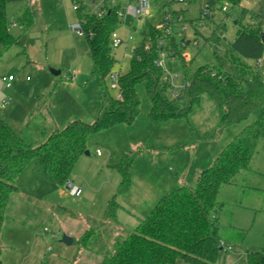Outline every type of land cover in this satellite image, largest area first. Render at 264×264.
Returning <instances> with one entry per match:
<instances>
[{
    "label": "rangeland",
    "instance_id": "obj_1",
    "mask_svg": "<svg viewBox=\"0 0 264 264\" xmlns=\"http://www.w3.org/2000/svg\"><path fill=\"white\" fill-rule=\"evenodd\" d=\"M95 1L103 5L121 2L125 14L116 33L122 40L132 37L127 45L114 49L118 63L106 80L112 96L118 94L113 76L129 69L146 27L164 24L168 11L178 40L188 42L181 52L191 56L192 70L218 61L226 65L229 43L238 31L235 22L241 18L250 23L252 14L264 17V0H243L236 8L229 3L211 7L214 18L203 24L201 10L209 6V0H149L148 14L143 16L130 10L139 6L137 0ZM223 6L228 12L222 11ZM28 8L35 13L34 23L24 29L18 17ZM6 17L12 36L22 44L0 53V118L27 142L36 143L45 140L44 132L63 129L76 118L96 121L104 96L88 41L73 30L79 21L74 1L11 0ZM14 20L17 23L12 25ZM167 65L182 75L179 83H183L186 65L172 58L167 59ZM52 70L61 74L54 75ZM9 76L15 80L5 89L3 79ZM138 93L142 111L135 122L96 133L88 144L89 154L79 158L71 183L81 188V196H73L67 185L47 176L36 161L19 176L18 192L10 198L1 233L4 264H100L105 253L113 252L118 237L130 233L180 182L193 183L197 171L208 168L244 126H230L220 137L212 138L222 111L207 94L188 118L155 126L147 116L150 102L144 84L138 86ZM138 149L141 154L130 169L131 186L120 193L122 175L117 165ZM114 198L120 205L118 225L106 222L93 231L84 246L81 238L104 221ZM219 200L225 204L220 213L225 249L214 264H243L248 251L264 248V143L251 170L237 175L235 184L223 186ZM65 235L73 239L71 245L63 242Z\"/></svg>",
    "mask_w": 264,
    "mask_h": 264
},
{
    "label": "trees",
    "instance_id": "obj_2",
    "mask_svg": "<svg viewBox=\"0 0 264 264\" xmlns=\"http://www.w3.org/2000/svg\"><path fill=\"white\" fill-rule=\"evenodd\" d=\"M11 0H0V53L14 44H22L10 32L6 5ZM243 0H209L215 8L229 3L240 7ZM103 15L78 10L79 21L85 31L89 52L104 96L103 106L96 121L87 123L71 120L63 129L44 132L42 143L27 142L12 126L0 118V264L3 243L1 238L5 213L11 196L18 192L17 180L32 161L60 185L71 182L79 158L88 151L91 138L98 132L117 125H132L141 113L138 86L144 84L150 106L149 120L155 125L172 119L188 118L201 98L207 94L222 111L221 122L212 135L218 138L223 131L235 125H244L224 147L213 163L199 170L193 183L181 184L163 196L144 218L125 237H118L112 253H105L100 264H214L225 249L221 235L220 213L224 203L219 200L223 186L235 184V177L251 170L261 143H264V17L252 14L250 23L237 20L238 31L229 43L226 65L215 62L192 70L182 56L181 42L174 32L148 25L144 40L134 48L127 71L117 74V96H112L106 85L118 61L112 45L113 34L121 24L124 5L104 4ZM229 10V9H228ZM246 11H243V14ZM35 13L29 8L18 17L24 29L34 23ZM17 23L16 20L12 25ZM166 43L162 46L159 42ZM170 58H179L187 67L189 82L183 101L170 97L169 85L156 62L162 50ZM141 154L138 149L126 155L117 165L122 175L120 193L129 190L132 183L131 166ZM114 198L107 206L104 221L84 234L81 242L106 222L118 225ZM87 247V246H86ZM243 264H264V248L247 252Z\"/></svg>",
    "mask_w": 264,
    "mask_h": 264
},
{
    "label": "built area",
    "instance_id": "obj_3",
    "mask_svg": "<svg viewBox=\"0 0 264 264\" xmlns=\"http://www.w3.org/2000/svg\"><path fill=\"white\" fill-rule=\"evenodd\" d=\"M75 3V9L78 11L79 8L81 6L85 7L86 12L88 13H95V14H99V15H103L105 13V9H104V5L98 3L97 1L93 0L90 4L88 3L87 0H73ZM169 2L175 1V0H168ZM178 1H185V0H178ZM139 6L137 7H133L131 8V12L136 16L138 15H145L148 14V10H149V0H138ZM112 4H114V2H112ZM228 7L223 6L222 7V11L224 12H228ZM125 14L124 13H120L121 17H123ZM214 12L211 9V7H205L202 8L201 10V24H203L205 21L207 20H212L214 18ZM165 23L164 24H159L158 28L160 29H166L167 33H171V27L174 25V19L173 17H170V12H167V15L165 17ZM179 22L183 21V16L180 15ZM186 27H184L183 29H185ZM73 30L79 35V36H85V31L83 29L82 23L81 21H78L77 24H74L73 26ZM181 36V35H180ZM132 37L129 38V40H131ZM181 42V47L185 48L188 46V42H186L183 38L180 39ZM162 46L165 45V41L163 39L160 40L159 42ZM122 44H124V41L122 39H120L117 35V33L115 32L113 34V41H112V45L114 47V49L119 48ZM195 46L198 45L197 42L194 43ZM170 58L169 54L167 52V50L163 49L162 52L160 53L159 58L157 59V66L162 70L163 72V79L164 81L169 85V93H170V97L173 100H180L183 101V97H184V91L185 89L188 87L189 82L186 80V78H184V82L183 83H179L182 80V75L179 73H173L172 71H170L168 65H167V59ZM174 60H179V58H173ZM183 59L185 60V63L187 65H189L191 63V56L190 55H186L183 56ZM14 77L13 76H9L8 78L4 77L3 81L5 83L4 88L5 89H9L12 87V82L14 81ZM113 80L115 82V87L117 88V75L113 76ZM67 188L70 190L71 194L73 196H81L82 195V190L81 188L77 187V186H73V184L71 182L67 183Z\"/></svg>",
    "mask_w": 264,
    "mask_h": 264
},
{
    "label": "water",
    "instance_id": "obj_4",
    "mask_svg": "<svg viewBox=\"0 0 264 264\" xmlns=\"http://www.w3.org/2000/svg\"><path fill=\"white\" fill-rule=\"evenodd\" d=\"M235 23H237V22H235ZM263 40H264V36H263ZM52 73H53L54 75H60V74H61V71H55V70H52ZM85 154L88 155V154H89V151H86ZM63 242L66 243L67 245H71V244L73 243V239L65 235V236L63 237Z\"/></svg>",
    "mask_w": 264,
    "mask_h": 264
},
{
    "label": "crops",
    "instance_id": "obj_5",
    "mask_svg": "<svg viewBox=\"0 0 264 264\" xmlns=\"http://www.w3.org/2000/svg\"><path fill=\"white\" fill-rule=\"evenodd\" d=\"M137 2H138V0H137ZM123 41H124L125 45H127L128 42H129V39H128V40H123ZM122 45H123V44H122ZM122 45H121V46H122ZM14 80H15V79H14ZM240 130H241V129H240ZM239 132H240V131H239ZM239 132H238V133H239ZM236 135H237V134H236ZM236 135H235V136H236ZM233 137H234V136H233ZM233 137H232V138H233ZM232 138H231V139H232ZM231 139H230V140H231ZM230 140H229V141H230ZM229 141L227 142V144L229 143ZM227 144H226V145H227ZM226 145H225V146H226ZM225 146H224V147H225ZM224 147H223V149H224ZM223 149H222V150H223ZM222 150H221V151H222ZM221 151H220V152H221ZM219 154H220V153H219ZM204 167H205V166H204ZM202 169H205V168H201V170H202ZM198 171H199V170H198ZM198 171H197V173H198ZM185 183H186L185 181L180 182L179 186H180L181 184H185ZM13 195H14V194H13ZM13 195H12V196H13ZM12 196H11V197H12ZM164 196H165V195H164ZM154 207H155V206H154ZM154 207H153V208H154ZM153 208H152V209H153ZM152 209H151V210H152ZM150 212H151V211H150ZM102 259H103V258H102ZM102 259H101V261H102ZM100 263H101V262H100Z\"/></svg>",
    "mask_w": 264,
    "mask_h": 264
}]
</instances>
